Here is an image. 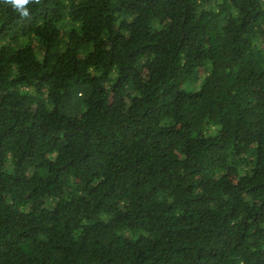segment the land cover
Instances as JSON below:
<instances>
[{"label":"trees","instance_id":"obj_1","mask_svg":"<svg viewBox=\"0 0 264 264\" xmlns=\"http://www.w3.org/2000/svg\"><path fill=\"white\" fill-rule=\"evenodd\" d=\"M0 0V264H264V0Z\"/></svg>","mask_w":264,"mask_h":264},{"label":"clouds","instance_id":"obj_2","mask_svg":"<svg viewBox=\"0 0 264 264\" xmlns=\"http://www.w3.org/2000/svg\"><path fill=\"white\" fill-rule=\"evenodd\" d=\"M3 3L10 5L22 17H28L30 13L27 6L33 3L39 4L40 0H3Z\"/></svg>","mask_w":264,"mask_h":264}]
</instances>
